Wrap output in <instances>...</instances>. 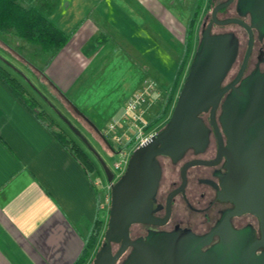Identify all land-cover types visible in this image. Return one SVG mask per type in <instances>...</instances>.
<instances>
[{
    "label": "crops",
    "instance_id": "0c3cea01",
    "mask_svg": "<svg viewBox=\"0 0 264 264\" xmlns=\"http://www.w3.org/2000/svg\"><path fill=\"white\" fill-rule=\"evenodd\" d=\"M47 1L23 3H46L47 14L69 40L59 50L44 51L49 59L43 67L29 63L94 127L19 57L24 58L5 36L1 39L8 46L1 45L0 57L37 98L48 93L96 133L97 124L122 120L123 106L145 80L176 77L196 3L192 8L186 0ZM6 34L19 42L12 31L0 35ZM173 51L177 56L183 51L180 61ZM74 66V78L64 86L60 80ZM24 67L34 72L35 82L28 81L36 91L24 79L29 74ZM97 188L93 172H86L0 81V264H72L95 219L103 222ZM95 251L90 250L85 264Z\"/></svg>",
    "mask_w": 264,
    "mask_h": 264
},
{
    "label": "flooded vegetation",
    "instance_id": "af4514ba",
    "mask_svg": "<svg viewBox=\"0 0 264 264\" xmlns=\"http://www.w3.org/2000/svg\"><path fill=\"white\" fill-rule=\"evenodd\" d=\"M203 1L205 5L201 14L205 15V19L201 38L208 24H211L210 36H234L237 40L236 57L218 86L213 83V97L221 92L213 99L217 102L213 114L210 108L198 113L192 132L171 144L167 148L169 154L155 155L151 172L156 177L155 187L140 208L141 214L150 221H137L129 226V240L133 244L126 246L114 264H140L134 259L128 260L137 252V247L145 248L146 245V253L151 255L153 264L154 257L161 259L162 264H264L260 217L250 212L231 214L235 203L220 195L223 189L221 178L227 172V157L222 149L228 146L230 124L234 117L233 109L229 111L228 105L234 108L233 104L238 102L242 109L248 105L249 113L256 111L258 104L264 107V13L257 8L264 0L247 1L256 9L254 19L251 11L238 9L239 0ZM203 1L200 0L196 16ZM222 3L226 4L214 11ZM241 22L251 28L249 51V34ZM228 25L233 27L219 31ZM217 28L218 31H213ZM201 38L192 52L181 88ZM195 85L193 93L198 98L207 88L200 82ZM85 121L94 126L88 119ZM101 137L113 152L117 150L105 136ZM102 244L87 264L92 263ZM120 246L121 241H112V253L115 254Z\"/></svg>",
    "mask_w": 264,
    "mask_h": 264
},
{
    "label": "water",
    "instance_id": "95a60500",
    "mask_svg": "<svg viewBox=\"0 0 264 264\" xmlns=\"http://www.w3.org/2000/svg\"><path fill=\"white\" fill-rule=\"evenodd\" d=\"M247 1L239 0L238 9L251 11L254 19L256 9L254 5L247 4ZM226 3L217 5L214 11ZM257 8L264 13V1L259 3ZM229 20L240 22L238 19ZM241 23L249 34V51L252 44L251 28ZM210 26L211 24H208L203 32L189 74L177 96L168 123L160 132L152 134L133 149L124 172L111 184L107 228L103 234L105 242L96 252L91 264H114L126 246L133 244L129 240V226L137 221H150L141 214L140 208L148 201L155 187L156 177L151 173L155 155L169 154L167 148L171 144L185 137L189 131L192 132L197 124L198 113L210 108L213 114L217 104L213 99L221 94L219 92L213 97V83L218 86L234 61L237 40L232 35L210 36ZM254 26L252 22V27ZM3 61L7 63L6 60ZM197 82L207 88L198 98L193 93ZM233 105L234 108L231 104L228 105L229 111L233 109L234 117L230 124L228 146L222 149L227 157V172L221 178L223 189L220 195L235 203V209L231 214L250 212L259 216L264 238V107L263 104H258L256 111L249 113L248 105L246 109H242L238 102ZM224 107L227 109L226 104ZM75 111L87 120L77 108ZM58 115L70 131L87 144L78 129L66 117L60 113ZM102 164L110 181L111 174L106 165ZM112 241H121V246L115 254L111 249ZM147 246L137 247V252L128 261L134 259L140 264H153L151 255L146 253ZM154 259L155 264H162L161 259L155 257Z\"/></svg>",
    "mask_w": 264,
    "mask_h": 264
},
{
    "label": "rangeland",
    "instance_id": "374dc122",
    "mask_svg": "<svg viewBox=\"0 0 264 264\" xmlns=\"http://www.w3.org/2000/svg\"><path fill=\"white\" fill-rule=\"evenodd\" d=\"M46 1L47 0H45V2ZM186 1L187 3H192L191 5L193 8L197 0H186ZM201 5H202L201 9L199 10V13L196 16L193 23V32L191 33L190 45H188L189 46L188 52L183 62L184 66L178 78L175 79L176 77L174 78V75L171 77L170 74V79H166V81L164 82L156 81L155 79L145 80L142 83L141 87H139L138 91L142 90L149 82L153 84V87L146 92L145 95L146 102L140 106L137 113V117H126L124 120H120V121L97 124V128H99L98 130L102 133L101 134L99 132L98 134L96 133L95 130L93 131L89 125H87L84 121H82L80 116L76 115L75 111L73 112L70 109L72 111L71 112L67 108L61 107L60 104L57 103L55 99H53L50 95H47L48 93L47 94L45 93L46 98L48 100L45 97L37 94L40 101L44 102L46 108L51 112L54 118L58 120V122L62 126L67 128V130H69V132L73 134L74 138H76L78 142L85 148V150L88 152V154L96 164V170L93 172V177H95L97 181V187H98L97 189L99 196L101 198V206H102L101 213L103 215V222L99 236L94 245L95 250H97L98 247L104 242L103 234L107 228L108 212L110 208V186L112 183H115L121 176V171L114 169V164L119 161H124L127 159L129 160L130 155L133 151V146L136 144V142L145 138L147 139L154 131H157L161 127H164L165 122L172 113L176 97L180 91L182 80L187 70V65L192 56V52L193 50H195L201 38V30L203 29L204 19H205V15H203V13L201 14V12L204 10V5H205L204 1L202 2ZM209 6H211V4H209ZM201 18L202 20H200ZM188 25H189V20L186 25L187 28ZM232 27L233 26L228 25L219 29V31H225L231 29ZM215 30L218 31V28L214 29L213 31ZM3 36H5V42L14 45L13 47H15V49H17L18 52L23 54L24 59H26L28 62L35 64L37 67L40 68L43 67V65L49 59L48 54L42 51V49L38 45H32L19 37H17L19 42L15 43L16 39H14L15 38L14 35L11 36H8L7 34L0 35V49H2L1 45L8 46V44H5L2 41L1 38ZM186 39H187V35H186ZM185 45L187 46V43ZM173 52L175 53L176 51ZM182 55H183V51L178 56L177 53H175L174 57L175 58L177 57L178 61H180ZM60 58L58 60H60ZM21 64L23 66V62H21ZM27 67L24 68L29 74L27 75V78L24 76L25 77L24 79L29 85V87L36 91L37 88L32 86L28 81V77H29L31 78V80L35 82L34 78L32 77L35 74L31 70L29 72L27 70L28 69ZM75 71H76V66H74V68L71 71H69L66 76L61 78L60 83L61 84L63 83L64 86L65 84L69 83L71 79L74 78L73 76L75 75ZM37 85L39 86V84ZM52 103L55 107L52 106ZM58 113L66 117L78 129L82 137L87 141V144L79 137H77L72 131H70V129L63 122V120L59 117ZM152 122L153 124H151ZM101 136H105L112 143L114 148H116L117 150L113 152L111 148L108 145H106L104 139ZM132 136H135L133 144L125 146L124 145L125 142L129 140ZM102 163L106 165L109 173L111 174L110 181L107 178V174L105 172V168Z\"/></svg>",
    "mask_w": 264,
    "mask_h": 264
},
{
    "label": "trees",
    "instance_id": "16d2710c",
    "mask_svg": "<svg viewBox=\"0 0 264 264\" xmlns=\"http://www.w3.org/2000/svg\"><path fill=\"white\" fill-rule=\"evenodd\" d=\"M200 6V0L196 4L188 26L187 46L185 56L191 40L192 25ZM49 7L43 3L40 7L29 3L24 4L23 0H0V33L13 32L16 36L26 40L29 43L37 44L43 51H56L62 48L69 40V34L62 31L47 14ZM180 62L176 78H178L184 58ZM19 57L29 64L33 69L38 71L46 82L54 87L44 74L37 70L26 59ZM0 81L15 96V98L29 110L34 116L47 128L54 138L79 162L83 169L92 173L96 170V164L89 156L88 152L69 134V132L60 125L56 119L44 108L39 99L29 90V88L7 67H11L0 58ZM25 78V77H24ZM54 89L69 103L73 110L76 109L65 96L54 87ZM153 124V122L151 123ZM135 136H132L125 145H131ZM102 223L100 219H95L89 232L85 246L79 257L72 264H85L89 257L90 250L93 249L99 236Z\"/></svg>",
    "mask_w": 264,
    "mask_h": 264
},
{
    "label": "built area",
    "instance_id": "2783aa9c",
    "mask_svg": "<svg viewBox=\"0 0 264 264\" xmlns=\"http://www.w3.org/2000/svg\"><path fill=\"white\" fill-rule=\"evenodd\" d=\"M153 87V84L149 82L142 90L136 92L133 97L128 99V101L124 105V112L121 117L122 120H124L126 117H137L138 110L140 106L146 102V92ZM145 139H142L133 146V149L142 144ZM127 160L119 161L114 164V169L121 171V174L124 172L126 166H127Z\"/></svg>",
    "mask_w": 264,
    "mask_h": 264
}]
</instances>
